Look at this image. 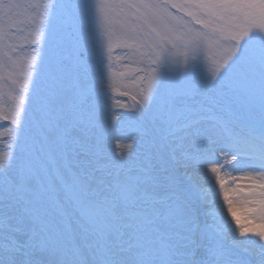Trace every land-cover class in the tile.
Wrapping results in <instances>:
<instances>
[{"label":"snow or ice","instance_id":"6c2138e0","mask_svg":"<svg viewBox=\"0 0 264 264\" xmlns=\"http://www.w3.org/2000/svg\"><path fill=\"white\" fill-rule=\"evenodd\" d=\"M5 103L0 264H264V0H0Z\"/></svg>","mask_w":264,"mask_h":264},{"label":"rangeland","instance_id":"374dc122","mask_svg":"<svg viewBox=\"0 0 264 264\" xmlns=\"http://www.w3.org/2000/svg\"><path fill=\"white\" fill-rule=\"evenodd\" d=\"M33 2L43 3V0H33ZM58 3L68 4V3H79V4H95L96 0H57ZM35 10L28 9L29 13H34ZM102 27L98 19L96 18L95 8L92 12L88 14L86 21V30L84 33V39L88 42L99 41L102 38ZM27 33H21V36H25ZM17 43H22V41H17ZM40 51H44L43 48ZM30 48L25 45L24 49L20 52L21 61L22 57L25 55H30ZM205 75H207V69H205ZM22 79V77H17ZM14 88V86H11ZM7 92V88L5 89ZM122 103L128 106L134 104L129 97H119ZM139 99V97H137ZM12 106L10 103H5L0 105V116H8L11 118ZM113 112L107 114L106 127L108 129L105 140L104 149L110 157H117L120 153H132L133 162L140 157L144 150V142L138 131L141 127V121L138 120V114L135 113L131 107H118L116 109L115 115L119 116L118 120L113 119ZM31 116V109H29V117ZM14 126L10 123V119L2 120L0 119V152H6L8 149V143L11 141L12 130ZM130 146V147H129ZM17 154L19 155V148H17ZM99 175V173H97ZM237 214L241 217V222L244 223V213L239 209ZM229 219H231L229 217Z\"/></svg>","mask_w":264,"mask_h":264},{"label":"bare ground","instance_id":"6f19581e","mask_svg":"<svg viewBox=\"0 0 264 264\" xmlns=\"http://www.w3.org/2000/svg\"><path fill=\"white\" fill-rule=\"evenodd\" d=\"M233 175H235V176H237V177H240V176L243 175V173H240V172H233ZM239 183H240L241 185H245V186H246L247 181H246V180H241V181H239Z\"/></svg>","mask_w":264,"mask_h":264}]
</instances>
